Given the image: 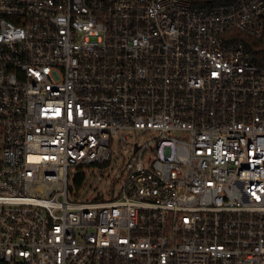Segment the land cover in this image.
Segmentation results:
<instances>
[{"label":"built area","instance_id":"2783aa9c","mask_svg":"<svg viewBox=\"0 0 264 264\" xmlns=\"http://www.w3.org/2000/svg\"><path fill=\"white\" fill-rule=\"evenodd\" d=\"M263 13L0 0V264H264Z\"/></svg>","mask_w":264,"mask_h":264},{"label":"rangeland","instance_id":"374dc122","mask_svg":"<svg viewBox=\"0 0 264 264\" xmlns=\"http://www.w3.org/2000/svg\"><path fill=\"white\" fill-rule=\"evenodd\" d=\"M119 167L118 162L113 164V161H111V163L105 164L103 167L84 170L87 173L84 186L78 190V196L69 195V200L74 201V198H77L78 202H85L99 196L106 197L113 181L119 174ZM69 185L74 189L71 181Z\"/></svg>","mask_w":264,"mask_h":264},{"label":"trees","instance_id":"16d2710c","mask_svg":"<svg viewBox=\"0 0 264 264\" xmlns=\"http://www.w3.org/2000/svg\"><path fill=\"white\" fill-rule=\"evenodd\" d=\"M195 6L200 8H216L220 6H226L233 3L235 0H192ZM264 25V13L262 15ZM237 40L242 42L248 51V61L250 63L264 67V26L263 32L260 37L252 38L242 33H235ZM103 166V165H102ZM86 179L85 174H79L74 180V187L76 190L81 189L84 186Z\"/></svg>","mask_w":264,"mask_h":264}]
</instances>
